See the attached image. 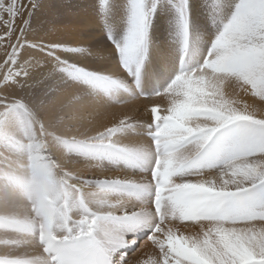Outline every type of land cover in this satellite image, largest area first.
I'll return each instance as SVG.
<instances>
[{
	"label": "bare ground",
	"instance_id": "1",
	"mask_svg": "<svg viewBox=\"0 0 264 264\" xmlns=\"http://www.w3.org/2000/svg\"><path fill=\"white\" fill-rule=\"evenodd\" d=\"M21 2L29 18L27 40L83 49L56 54L73 66L68 75L57 60L31 49L21 51L14 65L9 57L18 33L0 41V264H49L39 238L63 239L66 226L73 235L87 225L96 229L98 217L124 214L121 203L129 212L141 203L150 207L147 197L130 199L96 186L97 181L141 180L146 173L98 159L86 149L145 142L151 108L162 114L170 104L163 89L180 73L178 60L183 57L184 71L202 63L236 0H187L186 57L177 11L181 0H158L140 74L139 92L147 98L134 90L136 78H127L114 46L126 35L128 0L106 5L104 0H37L33 8L28 0ZM4 31L0 23V35ZM111 82L121 86L109 91L100 86ZM157 91L162 94L154 95ZM230 91L226 85V94ZM245 99L259 106L255 98ZM222 239L238 256L247 255L227 235ZM176 246L198 264H208L198 250ZM127 264H159V255L145 243Z\"/></svg>",
	"mask_w": 264,
	"mask_h": 264
},
{
	"label": "snow or ice",
	"instance_id": "2",
	"mask_svg": "<svg viewBox=\"0 0 264 264\" xmlns=\"http://www.w3.org/2000/svg\"><path fill=\"white\" fill-rule=\"evenodd\" d=\"M36 2L28 0L29 7ZM157 2L128 0L126 35L114 42L120 67L135 76L137 89ZM186 9L187 0H181L177 11L184 50L188 47ZM25 11L21 0H0L5 30L0 41H10L18 33L10 62L15 65L21 51H41L57 60L61 71L73 75L69 61L56 54H77L83 49L27 40ZM180 63V73L163 89L169 106L162 114L158 107L150 110L152 124L145 142L86 149L98 159L146 173L141 180L97 181L96 186L130 197H150L151 207L141 203L129 212L121 203L123 215L98 217V227L86 243L99 259L63 254L69 256L63 264H126L124 257L115 261L113 256L129 247L128 234L144 229L150 230L148 239L158 250L159 264H198L178 243L198 250L208 264H264V0H236L202 63L191 71L183 70V57ZM25 65L20 67L26 75ZM113 85L121 86L119 82L100 86L109 91ZM226 85L231 89L227 94ZM139 94L147 98L142 91ZM248 96L259 106L248 103ZM225 235L247 255L238 256L225 246Z\"/></svg>",
	"mask_w": 264,
	"mask_h": 264
},
{
	"label": "rangeland",
	"instance_id": "3",
	"mask_svg": "<svg viewBox=\"0 0 264 264\" xmlns=\"http://www.w3.org/2000/svg\"><path fill=\"white\" fill-rule=\"evenodd\" d=\"M86 211L88 212L87 209H86ZM127 237H128V236H127ZM127 239H128V238H127ZM145 243H146V242H142V243H141L139 249H138L136 252L132 253V255L130 256V258L127 260V263L131 261V258H132L133 256H135L136 254L139 253L140 250H142L143 244H145ZM154 251H155V250H154ZM155 254L158 256V253H157L156 251H155Z\"/></svg>",
	"mask_w": 264,
	"mask_h": 264
},
{
	"label": "clouds",
	"instance_id": "4",
	"mask_svg": "<svg viewBox=\"0 0 264 264\" xmlns=\"http://www.w3.org/2000/svg\"><path fill=\"white\" fill-rule=\"evenodd\" d=\"M209 75H211V74H209ZM221 79H224V78H221ZM100 135H103L102 133H100Z\"/></svg>",
	"mask_w": 264,
	"mask_h": 264
}]
</instances>
